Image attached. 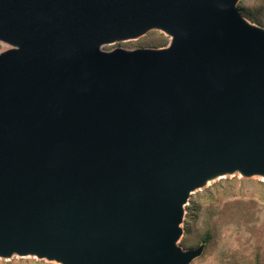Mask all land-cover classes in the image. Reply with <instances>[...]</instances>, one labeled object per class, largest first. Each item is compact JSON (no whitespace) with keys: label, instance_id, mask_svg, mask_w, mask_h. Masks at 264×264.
<instances>
[{"label":"water","instance_id":"obj_1","mask_svg":"<svg viewBox=\"0 0 264 264\" xmlns=\"http://www.w3.org/2000/svg\"><path fill=\"white\" fill-rule=\"evenodd\" d=\"M238 0H0V258L190 264L183 208L264 179V29ZM159 30L163 49L104 46Z\"/></svg>","mask_w":264,"mask_h":264},{"label":"rangeland","instance_id":"obj_2","mask_svg":"<svg viewBox=\"0 0 264 264\" xmlns=\"http://www.w3.org/2000/svg\"><path fill=\"white\" fill-rule=\"evenodd\" d=\"M236 6L248 22L264 29V0H238ZM170 40L165 33L150 30L103 49H163ZM8 48L0 42V52ZM179 227L181 236L177 244L182 249L203 245L202 254L190 264H264V179L235 173L209 181L189 195ZM0 264L59 263L12 256L0 258Z\"/></svg>","mask_w":264,"mask_h":264},{"label":"bare ground","instance_id":"obj_3","mask_svg":"<svg viewBox=\"0 0 264 264\" xmlns=\"http://www.w3.org/2000/svg\"><path fill=\"white\" fill-rule=\"evenodd\" d=\"M219 177H221V176H219ZM217 178H218V177H217ZM211 180H213V179H210L209 181H211ZM209 181H207V183H208ZM207 183H206V184H207Z\"/></svg>","mask_w":264,"mask_h":264}]
</instances>
